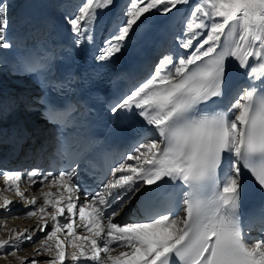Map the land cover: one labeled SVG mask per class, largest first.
<instances>
[{
    "label": "snow or ice",
    "instance_id": "6c2138e0",
    "mask_svg": "<svg viewBox=\"0 0 264 264\" xmlns=\"http://www.w3.org/2000/svg\"><path fill=\"white\" fill-rule=\"evenodd\" d=\"M115 0H79L65 18L79 46L92 40L101 15ZM9 4L0 0V49H10ZM190 9L178 49L120 98L113 116L142 118L139 142L109 169L93 192L79 183L77 167L0 168V221L35 219L9 229L0 260L17 264H264V205L242 213L243 177L264 193V0H127L108 26L97 57L121 53L150 16ZM232 60L247 78L228 88ZM30 71L36 62L23 59ZM135 110V111H134ZM147 127H144V125ZM134 162V163H129ZM165 183L179 192L161 202ZM35 186V189L33 188ZM37 191L38 195H26ZM182 196V207L179 197ZM42 200V204H38ZM141 202L143 219L116 218ZM24 205L22 215L13 209ZM27 246V256L18 253ZM46 256L39 260L36 257ZM11 264V261H9Z\"/></svg>",
    "mask_w": 264,
    "mask_h": 264
},
{
    "label": "bare ground",
    "instance_id": "6f19581e",
    "mask_svg": "<svg viewBox=\"0 0 264 264\" xmlns=\"http://www.w3.org/2000/svg\"><path fill=\"white\" fill-rule=\"evenodd\" d=\"M18 1L19 0H16V2L13 5H11L9 8V19L12 22V26L8 30L7 39L11 42V44H13L14 40L17 37H19L25 30L28 29L30 24H33V27H36V28L40 27V29L42 27L46 29L50 26L61 25L57 23V19H58L57 9L58 8H57V5H55L56 3L53 4V0H24L21 7H18L17 5ZM196 2L197 0H192L193 4H195ZM126 3H127V0H121L118 7L116 8L113 19L117 17V15H120V13L122 12V8H124ZM189 10L190 9L188 8H183L181 13L175 14V19L171 15L169 17L150 16L148 20L144 23V25H148L149 27L155 25L156 28L148 36L149 41L153 42L159 36V38H161L160 43L166 42L168 44L171 37L175 38L176 46L171 51L178 50L180 53H183L182 49H178L179 41L176 38L179 37L182 33L183 20L189 14ZM51 14H53L54 17ZM65 18H66V14H65L64 20ZM113 19L108 23V25L112 23ZM58 22H59V19H58ZM178 23L180 24L179 26H178ZM60 27L62 30H68L66 29L65 22H64V26L61 25ZM10 49H6V50L2 49L0 52V58L2 56H8ZM233 64H234V61L232 60L228 61L227 72L233 67ZM238 70L239 68L237 65L234 69L235 73ZM239 71L240 72L237 73L233 81L234 83L241 82L244 79H247L243 75L242 70H239ZM26 83L27 82L24 79L9 77L6 69L0 65V89H1L0 90V100H1L0 101L1 102L0 103V143L2 141H6L4 137L8 135L11 136L13 132L14 133L16 132L17 125H21V123H24L21 121V119H18V111L16 112V110H13L12 112H8V110L10 109L9 107H7L6 103L9 102V104L13 105L14 95L16 94L17 88L24 87ZM12 118H14L15 121L11 122L10 124L7 123L8 125H6L5 127L2 126V124H5L7 120H10ZM23 129L28 130L29 128L23 127ZM30 143H31V140H27V144H30ZM0 185H3V184L0 183ZM39 203H41V201H38V204ZM18 211L20 213L21 212L23 213L24 211H26V207L24 205H17L13 209V214L14 215L18 214L19 213ZM19 222H20L19 226L23 224L22 226L23 228L21 229L22 231L28 227L30 228L29 225H31L32 223L35 224V219L34 218L28 219V220L24 219V221L22 222L19 219H13V220L9 219L6 222V226H3V227H6L8 229L9 228L13 229L14 226L19 224ZM2 223L3 225L5 224L4 221ZM34 224L32 225V227L34 226ZM20 256H26V255L21 253ZM36 258L39 260H43L48 257L38 256ZM11 264H14V262H11Z\"/></svg>",
    "mask_w": 264,
    "mask_h": 264
},
{
    "label": "rangeland",
    "instance_id": "374dc122",
    "mask_svg": "<svg viewBox=\"0 0 264 264\" xmlns=\"http://www.w3.org/2000/svg\"><path fill=\"white\" fill-rule=\"evenodd\" d=\"M55 1H57V0H53V4H55V5H57L58 4V1L57 2H55ZM61 2H59V6H58V12H57V15H58V13L59 14H62L63 12H64V6L65 5H67V6H72L73 5V0H60ZM5 2L6 3H8L9 4V6H11V5H13L15 2H16V0H5ZM23 2H24V0H19L18 2H17V5H18V7H21L22 6V4H23ZM66 2H69V4H67ZM126 5V4H125ZM123 9L124 8H122V11H123ZM74 10V9H73ZM65 11H67V7H65ZM187 11V10H186ZM190 11V10H189ZM181 13V12H180ZM117 16H119V15H117ZM65 17V13H64V15H63V18ZM61 20H64L63 18H61V17H59ZM179 24V23H178ZM184 26V25H183ZM181 27V26H180ZM175 48V47H174ZM1 50L2 49H0V52H1ZM1 90V89H0ZM1 101V100H0ZM1 103V102H0ZM7 104V107H9V109L10 110H8V112H12L13 110H15V107L14 106H12L11 104H9V102H7L6 103ZM9 105V106H8ZM14 105V104H13ZM16 112H17V109H16ZM13 121H15V119L14 118H12V119H10V120H7L6 122H5V124H2V126L3 127H5L6 125H8V124H10L11 122H13ZM8 123V124H7ZM21 209V208H20ZM19 212V211H18ZM22 213V212H21ZM20 212L18 213V214H16V215H22ZM13 220V219H12ZM21 222L22 221H24V219H19ZM3 221H0V225H3V223H2ZM26 222V221H25ZM34 223H32L31 225H29L30 226V228L32 227V225H33ZM20 225V222H19V224L18 225H16V226H14V228L13 229H15L17 232L18 231H21V229L23 228L22 226H23V224H21V226H19ZM24 225H26V224H24ZM29 228V227H28ZM10 229V228H9ZM8 228H6V227H3V226H0V239H6V238H8V235H9V232H8V230H9ZM31 252V248H29V247H24V249L22 250V251H20L19 253H18V255H20L21 253H23V254H25L26 256L29 254ZM46 259H48V258H46ZM9 261H11V262H14V264H17V262L13 259V258H11V257H9ZM9 261H5V260H0V264H9ZM70 262V261H69ZM68 262V264H70Z\"/></svg>",
    "mask_w": 264,
    "mask_h": 264
}]
</instances>
